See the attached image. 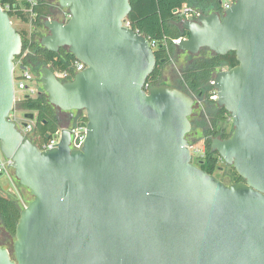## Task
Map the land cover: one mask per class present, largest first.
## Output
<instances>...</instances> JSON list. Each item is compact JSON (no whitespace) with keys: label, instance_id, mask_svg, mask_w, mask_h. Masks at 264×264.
Segmentation results:
<instances>
[{"label":"water","instance_id":"1","mask_svg":"<svg viewBox=\"0 0 264 264\" xmlns=\"http://www.w3.org/2000/svg\"><path fill=\"white\" fill-rule=\"evenodd\" d=\"M59 5L71 16L47 18L40 44L66 47L87 67L62 81L44 65L40 81L57 110L85 111L82 149L71 148L63 126L58 145L42 150L10 117L23 38L0 2V153L34 196L21 210L14 255L0 245V264H264V0L181 24L189 35L180 50L236 52L238 64L213 81L234 131L211 147L244 179L230 183L193 161V95L148 88L157 57L125 24L130 0Z\"/></svg>","mask_w":264,"mask_h":264},{"label":"trees","instance_id":"2","mask_svg":"<svg viewBox=\"0 0 264 264\" xmlns=\"http://www.w3.org/2000/svg\"><path fill=\"white\" fill-rule=\"evenodd\" d=\"M3 8L8 11L12 21L14 19L21 22H28L29 14L34 15L33 37H27L28 31L17 30L23 38V49L16 59H21L22 64L31 70L40 71L42 66L48 65L54 71L71 70L75 56L66 47L58 51H50L40 44V39L44 35L39 28L44 26L47 18L54 17V10L60 5L55 0H41L35 5L27 3L26 0H0ZM132 11L126 18V22L139 33L144 34L150 41L157 64L154 71L149 75L146 83L149 87L161 84L163 70L169 63H174L182 54L188 57V64L181 66V76L178 87L189 94L196 96L205 103L216 105L217 100L211 98V93H215L213 81L215 75L223 70L238 64L235 51H229L225 55L213 53L208 48H202L198 54H191L179 49L174 43V39L189 35V32L182 28V21L185 19L181 14L184 6L196 9L201 13H211L221 11L220 0H130ZM18 108L36 112L35 125L32 131L33 141L40 146L47 140V136L53 134L64 125L58 121L56 108L49 102L46 92L40 90L36 96H27L18 103ZM230 114L225 108L217 107L216 116L212 122L203 124L206 136L205 151L203 157L195 158V164L203 170L217 174L220 162L224 161L218 152L213 151L211 142L214 137H219L224 129L217 128V121L225 119ZM79 118L87 120L86 113H82ZM229 136V134H227ZM233 182L244 180L233 167ZM22 208L17 200L6 195L0 189V219L5 229L15 236L16 226L21 215ZM14 255V245L7 244Z\"/></svg>","mask_w":264,"mask_h":264},{"label":"rangeland","instance_id":"3","mask_svg":"<svg viewBox=\"0 0 264 264\" xmlns=\"http://www.w3.org/2000/svg\"><path fill=\"white\" fill-rule=\"evenodd\" d=\"M55 2L59 4V0H55ZM64 11L65 9L62 8L61 10L56 7L54 10L53 18L63 20L62 17H63ZM13 24L20 30H23V32H24V29L27 31L29 30V24L26 22H21V21L14 19ZM39 30L44 35L48 33V30L44 26L40 27ZM187 61H189L187 55L182 54L179 57V59H177L174 63H169L168 65H166V67L163 70L161 84H169V85L178 87L180 76H181L180 68L181 66L183 67L186 64H188ZM16 71L19 72L20 69H17ZM31 71L35 74L37 80H39L37 84L39 91L40 90L44 91L41 81H40V78H41L40 71L39 72L38 71L36 72V70H31ZM27 93L29 92H26L25 94ZM30 94L34 95L33 93H30ZM211 94H212L211 95V98H212V96L214 95V92ZM193 97L195 100L194 109L190 117L191 122H192V129L187 134V138L189 141V145L192 149L205 148L204 144L206 141V136L204 134V128L206 126H204L203 124L206 123L209 125L212 122L213 118L216 116L215 114H216V109L218 107V102L216 105H214V103L213 104L205 103L203 100L198 99L196 96H193ZM216 100H218V98ZM25 112H26L25 110L18 112V117L22 118L25 115ZM34 114L36 116V112H34ZM78 119L79 118L73 121L70 126L76 125L77 124L76 122ZM217 128L224 129L227 134L232 135L234 131L232 116L228 114L225 119L218 120ZM193 161L195 162L194 156H193ZM220 167L221 168L218 170L217 174L215 175L219 177L221 180L226 181L227 183L233 182L231 180L232 175L234 173L233 166H231L230 164H227L225 161H221ZM10 179L11 181L6 176H1L0 177V189L6 195H9L10 197L16 199L20 207L24 209L25 206L28 205V203L33 200L34 196L31 193L30 189L22 185L20 181L16 178L14 174V169H13ZM11 186H14V188L11 189ZM14 241H15V236L9 233L5 229V227L1 224V219H0V245L10 249L9 246H7V244L14 245Z\"/></svg>","mask_w":264,"mask_h":264},{"label":"built area","instance_id":"4","mask_svg":"<svg viewBox=\"0 0 264 264\" xmlns=\"http://www.w3.org/2000/svg\"><path fill=\"white\" fill-rule=\"evenodd\" d=\"M26 1L27 3L31 5H35L41 0H26ZM235 1L236 0H222V14ZM63 9H65V11L63 13L62 18L63 20H68L71 16L70 11L68 8H63ZM61 10H62V7H61ZM181 14L183 15V17H185V19H196L201 14V12L196 9L190 8L188 6H184L181 10ZM29 19L30 20L27 22L29 24V30L27 33V37L31 39L33 37V32H34L33 13L29 14ZM125 24L130 26L129 22L125 21ZM184 37H187V36L179 37L177 39H174L173 41L175 44L179 45ZM15 60L16 61H15V68H14V85H15V93H16V102H15L16 105L14 106L13 111L10 113V117L16 122L18 128L21 130V132L25 136L32 138V131L35 125V119L30 120V119H27L25 116H23L22 118L18 117V112L22 111V109H19L17 105L25 97L29 95L36 96L38 94L39 89L37 87V84L39 80H37L35 74L30 70L29 67H26L22 64L23 62L21 59L15 58ZM86 67L87 65L85 63L76 59L73 63L71 70L55 71V73L60 80L71 81L74 79L75 75L78 72L83 71ZM17 69H20V71L17 72L16 71ZM148 88H149V85H148ZM26 92H29V93L25 94ZM30 93H33L34 95H31ZM212 98L215 100L218 98L217 92L214 93ZM76 123H77L76 125L69 126L71 130L70 146L73 149H82L85 144L86 137H87V120L83 121L81 118H79ZM61 132H62V127L57 129L53 134H51L47 140L43 141L41 145L39 146L40 149L46 150V149H51V148L56 147L60 141ZM191 151L194 157L200 158V157H203L205 148H195V149L191 148ZM9 163H12L11 158H8L0 153V174L1 176H6L11 181L10 177L13 172V167H12V164L9 165ZM12 188H14V186H11V189Z\"/></svg>","mask_w":264,"mask_h":264},{"label":"flooded vegetation","instance_id":"5","mask_svg":"<svg viewBox=\"0 0 264 264\" xmlns=\"http://www.w3.org/2000/svg\"><path fill=\"white\" fill-rule=\"evenodd\" d=\"M221 6H222V0H220ZM222 14V9L219 11ZM84 113V111L80 110H72V111H63V110H57L56 109V115L59 122H61L64 126H70L73 121H75L79 116ZM36 118V116H35ZM34 118V119H35ZM230 136V135H229ZM227 133L225 130H223V133L221 134L222 138H227Z\"/></svg>","mask_w":264,"mask_h":264}]
</instances>
